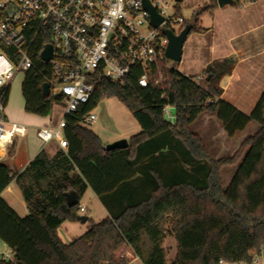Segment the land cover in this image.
Masks as SVG:
<instances>
[{
	"label": "trees",
	"instance_id": "1",
	"mask_svg": "<svg viewBox=\"0 0 264 264\" xmlns=\"http://www.w3.org/2000/svg\"><path fill=\"white\" fill-rule=\"evenodd\" d=\"M239 4L231 0V5ZM216 6V0H209L183 28L190 26V34L203 32L199 17ZM44 40L37 42L35 67L24 73L21 84L25 112L39 117L63 103L61 97L42 93L38 52ZM0 50L12 54L11 48ZM232 69L231 60L212 63L196 84L178 73L174 63L166 68L160 62L148 69L144 89L138 86V68L123 86L97 80L90 103L75 116H65L64 150L52 157L40 151L17 173L0 161V242L13 251V262L3 264H167L162 247L167 227L175 240L170 264H252L264 245V91L249 115L219 100V82ZM104 98H115L140 128L125 150L106 152L97 136L77 124ZM166 106L174 109V125L164 119ZM203 114H215L229 138L250 122L259 130L232 158L215 161L190 129ZM227 166L237 169L224 189L220 172ZM12 183L25 204L24 219L1 198ZM87 190L107 217L89 221L84 235L63 244L57 231L76 221ZM71 191L78 204L69 208L64 195Z\"/></svg>",
	"mask_w": 264,
	"mask_h": 264
},
{
	"label": "built area",
	"instance_id": "2",
	"mask_svg": "<svg viewBox=\"0 0 264 264\" xmlns=\"http://www.w3.org/2000/svg\"><path fill=\"white\" fill-rule=\"evenodd\" d=\"M144 2L162 19L159 26H152L151 14ZM168 8L163 0H0V48L12 49L10 56L0 50V150L3 154L14 136L25 134L24 127L16 124L4 129L6 93L16 74L35 67L39 39H45V43L38 52V60L43 65L38 74L49 85L50 96L63 99L64 112L56 128L39 129L36 135L42 143L54 140L64 150L65 116H75L90 103L97 80L123 86L133 69L138 68L141 72L138 86L144 89L149 85L151 66L162 62L170 68L172 62L165 58L168 40L163 31L178 35L185 20L178 17L171 21ZM172 26L179 27L178 33ZM46 46L51 47L48 62L41 60ZM186 78L198 84L205 74ZM160 82L159 76L154 85L159 86ZM163 115L168 124L174 125L173 108L166 106ZM95 121L96 116L90 112L81 116L77 124L91 125ZM79 212L83 213L84 209L79 207ZM8 262H13L10 249L0 252V264Z\"/></svg>",
	"mask_w": 264,
	"mask_h": 264
},
{
	"label": "crops",
	"instance_id": "3",
	"mask_svg": "<svg viewBox=\"0 0 264 264\" xmlns=\"http://www.w3.org/2000/svg\"><path fill=\"white\" fill-rule=\"evenodd\" d=\"M208 2L209 0H200L197 6L199 8L201 3ZM199 27L203 32L188 35L185 43L191 40L192 44L188 47L183 44L180 60L183 62L184 52L188 50L190 58L195 60L196 72L182 75L198 76L212 63L231 60L232 72L219 82L221 89L219 100L230 104L245 115L251 114L264 91V0H240L237 6L231 4L221 8L216 6L210 13L199 17ZM4 117L5 123L20 125L25 129L24 136H14L16 140H12L4 154L3 151L0 154L2 155L0 161H4L12 173L20 172L40 151L52 157L60 149L56 141L44 144L36 135L39 129L54 128L51 115L39 117L26 113L23 98L22 103L16 106L9 104L7 99ZM190 129L200 138L213 160H218L222 158L219 153L225 150L224 144L238 146L246 138L254 135L259 126L250 122L243 131L229 138L215 114H203ZM236 169L237 167L233 175ZM1 198L20 219L27 216L25 204L13 183L1 194ZM62 227L63 225L57 231L58 238L63 244H69L74 238Z\"/></svg>",
	"mask_w": 264,
	"mask_h": 264
},
{
	"label": "rangeland",
	"instance_id": "4",
	"mask_svg": "<svg viewBox=\"0 0 264 264\" xmlns=\"http://www.w3.org/2000/svg\"><path fill=\"white\" fill-rule=\"evenodd\" d=\"M168 5V15L171 21H174L178 17H181L186 22H190L198 9L197 4L200 0H183L181 3H175L174 0H163ZM207 3L200 4L199 8ZM217 5V4H216ZM205 23V20H204ZM175 33H178L179 27L172 26ZM192 44L191 40L185 43V47ZM190 52L185 50L183 62L175 63V69L178 73L189 75L195 73V60L190 58ZM172 67L173 63H170ZM24 77V72H19L10 83L9 104L16 106L22 103V95L20 91L21 82ZM195 77V76H194ZM64 112V104L56 103L52 106L50 115L56 128L60 118H62ZM92 113L96 116V121L91 125H83V127L90 130L95 136H97L101 143L106 146L112 144L119 140L129 141L132 136H135L140 132L138 124L134 121L131 114L126 110V108L119 103L115 98H104L96 107L93 109ZM10 123L4 124V129L10 128ZM13 141L16 137L12 138ZM243 142V141H242ZM227 143V142H226ZM241 143L234 147L233 144H224V149L219 153L222 157L220 159H230L238 151ZM206 150V149H205ZM207 152V150H206ZM209 157L213 160L210 154L207 152ZM219 160V159H218ZM216 161V160H215ZM237 166H227L221 169L220 178L222 181L223 188H227L231 177L233 176L234 170ZM79 207L84 209L83 213L77 212V217H86L87 222L81 224L80 222H65L63 224V230H67L69 236L77 239L84 235L90 228L91 221L96 224L104 220L107 216L105 210L99 201L94 198L92 192L87 190L79 201ZM62 232V230L60 231ZM73 239V240H74ZM162 247L165 251V260L167 264L173 261L175 255V240L173 239L169 227H167ZM9 249L0 242V252H7ZM260 257V258H259ZM256 259V260H255ZM254 261L256 264H264V245L260 250V254L254 256ZM131 264H139V262H133ZM254 264V263H253Z\"/></svg>",
	"mask_w": 264,
	"mask_h": 264
},
{
	"label": "water",
	"instance_id": "5",
	"mask_svg": "<svg viewBox=\"0 0 264 264\" xmlns=\"http://www.w3.org/2000/svg\"><path fill=\"white\" fill-rule=\"evenodd\" d=\"M175 3H181L183 0H174ZM216 4L218 7H223L224 5L231 4V0H216ZM144 7L151 14V24L153 27H157L162 23V19L157 17L154 11L150 8V6L144 2ZM190 26H186L182 29V31L178 35H174L170 30H164L163 35L167 38L168 44L165 50V58L172 63H179L181 60L182 48L185 43L188 35L190 34ZM51 58V47L46 46L43 52L41 53V60L44 62H48ZM209 80V77L206 81ZM42 93L45 96L50 95V89L48 84H43ZM262 121L264 122V109L262 111ZM128 147V143L125 140H119L112 144L106 145L104 150L106 152L114 151V150H125ZM66 206L69 208L75 207L78 204V200L76 197V193L68 192L64 195ZM77 222L84 224L87 222L86 217H77Z\"/></svg>",
	"mask_w": 264,
	"mask_h": 264
},
{
	"label": "bare ground",
	"instance_id": "6",
	"mask_svg": "<svg viewBox=\"0 0 264 264\" xmlns=\"http://www.w3.org/2000/svg\"><path fill=\"white\" fill-rule=\"evenodd\" d=\"M2 153V149L0 150V154Z\"/></svg>",
	"mask_w": 264,
	"mask_h": 264
}]
</instances>
